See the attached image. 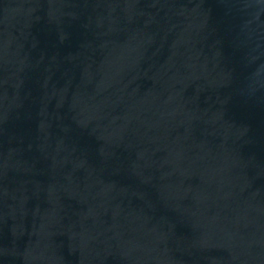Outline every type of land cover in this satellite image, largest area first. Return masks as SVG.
Wrapping results in <instances>:
<instances>
[{
    "label": "water",
    "instance_id": "water-1",
    "mask_svg": "<svg viewBox=\"0 0 264 264\" xmlns=\"http://www.w3.org/2000/svg\"><path fill=\"white\" fill-rule=\"evenodd\" d=\"M0 264H264V0H0Z\"/></svg>",
    "mask_w": 264,
    "mask_h": 264
}]
</instances>
